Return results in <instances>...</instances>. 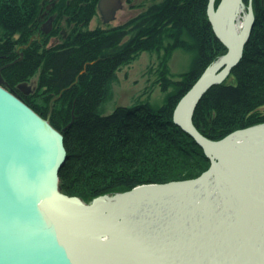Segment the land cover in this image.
Returning a JSON list of instances; mask_svg holds the SVG:
<instances>
[{
  "label": "trees",
  "instance_id": "16d2710c",
  "mask_svg": "<svg viewBox=\"0 0 264 264\" xmlns=\"http://www.w3.org/2000/svg\"><path fill=\"white\" fill-rule=\"evenodd\" d=\"M97 1L84 0V7L72 10L82 29L95 15ZM208 1L162 0L111 34L75 31L55 49H45L36 41L17 51L33 35L29 27L39 0H0V76L6 86L17 92L18 84L40 70L37 90L44 91L45 103L61 93L48 118L63 136L67 153L58 172L61 193L90 202L143 184L194 179L209 168L203 150L173 123L180 99L205 68L226 52L208 21ZM249 2L243 0L245 6ZM251 3L254 23L229 76L232 83L212 87L193 113L195 128L214 141L264 123L260 112L264 109V5L261 0ZM175 49L191 53L193 60L177 81H168L162 72L158 82L166 94L162 106L145 103L100 114L107 84L117 68L143 51L163 50L168 55ZM21 99L47 119L45 104Z\"/></svg>",
  "mask_w": 264,
  "mask_h": 264
},
{
  "label": "water",
  "instance_id": "95a60500",
  "mask_svg": "<svg viewBox=\"0 0 264 264\" xmlns=\"http://www.w3.org/2000/svg\"><path fill=\"white\" fill-rule=\"evenodd\" d=\"M106 1L100 0L98 8L102 14L110 16L105 19L109 21L113 19V14L120 4L117 0H108L113 8H107L109 14L106 15ZM214 1L209 0L207 15L215 37L226 49L228 62L211 77L204 78L203 73L180 99L173 112L174 124L195 141L210 162L209 169L195 180L138 186L128 192L105 196V200L97 198L87 205L76 199L66 198L60 192L59 198L53 199L48 195L49 189L53 185L55 189L58 188V172L67 155L63 136L48 124L52 108L49 109L47 119L43 120L0 88V264H76L69 252L71 246H77L81 253L86 252L92 245L104 247L114 240H118L116 247L122 255L133 259L137 256L135 253L141 250L138 248L139 244H151L154 239L153 226H141L150 219V203L157 202V206H160V203L168 205V201H165L168 195L196 185L212 173L225 181L235 195L237 205L244 206L247 202L244 198L252 197L248 191L241 189L238 180L230 179L228 173L217 163V160L223 159L216 153L223 140L212 141L204 137L193 124V113L201 98L209 89L226 81L243 53L242 48H236L228 40L221 24L217 11L223 7L225 0H220L217 13L213 16L210 9ZM238 1L240 0H234L227 6L230 8ZM249 14L251 19L245 43L254 21L251 9ZM254 127L234 133L248 132ZM45 197L50 199L45 200ZM68 200L77 201L81 205L69 216L63 213L69 207ZM51 212H58L59 216L47 222L46 217ZM75 224H79L77 232L73 230ZM162 227L166 233L161 234L168 235L170 243L178 233L184 231V226ZM240 227L234 253L235 264H245L248 258L245 244L243 245L244 235L258 229L255 226ZM159 230H156L157 234ZM197 231H202L201 235H216L218 227L200 226ZM104 237L105 243L99 245V240ZM186 240L187 237H184V243ZM207 241L213 240L209 238ZM204 242L196 247L207 246L208 242ZM145 252L147 251H142L143 254Z\"/></svg>",
  "mask_w": 264,
  "mask_h": 264
},
{
  "label": "bare ground",
  "instance_id": "6f19581e",
  "mask_svg": "<svg viewBox=\"0 0 264 264\" xmlns=\"http://www.w3.org/2000/svg\"><path fill=\"white\" fill-rule=\"evenodd\" d=\"M107 1L104 4V8H106V15L109 14L108 9L113 8L112 4ZM117 1L119 4L121 3L119 0ZM233 1L234 0H225V4H223V7H221L219 10V4L215 5L213 3V6L210 10L213 16L217 12L220 15L221 24L224 27L225 34L233 46L238 49H244L246 44L244 41L248 33L251 15L249 12H245L246 10L242 0L233 4L232 7L229 8L227 5L233 3ZM161 2L162 0L160 3ZM99 14L102 16L104 23H109L113 20L111 19L109 21H105V19L109 18L110 16H105L101 11H99ZM31 37L32 35L28 39L27 44L19 47L17 51L21 49L23 50L32 42L37 41L32 40ZM44 48L48 49L46 46H44ZM227 62L228 58L226 53L218 57L205 68L203 71L204 78L215 75L222 67L227 64ZM43 124L47 126L45 123ZM257 125L254 128H251L248 132H237L229 135L223 139V141H221V145L216 150L217 155L223 158V162L222 160H217L220 168L228 173L229 177H231L230 179L238 180V182L241 183V189L244 190V192L248 191L251 194L252 197L244 198V201H247L245 202L244 206L236 204L235 195L233 192L229 189L225 181H223L218 175L214 173L206 176L202 181L196 183V185L177 190L173 194L168 195V197L165 198V201H168V204L170 205L174 202L177 207V212L173 214L171 213L168 215V209L170 205L160 203V206H157V202L150 203L151 206L149 204L150 220H147L145 225L142 224L141 226H148L149 223L154 221L151 219V217L157 221L158 225L162 223V226H187L185 223L191 222L195 224L197 221L201 222V226H217L218 231L216 235L210 234L207 237L201 236L200 239L205 238V242L202 240L204 243H207L209 238L210 240H213L208 242L207 246H203L204 248H196L194 246L195 248H193L192 245L188 246L186 242L184 243V238H182V241H180V238H177L178 236H176L173 242L170 243L168 242V235L165 236L156 233V230L160 229L162 226H153V229H155V234L151 244L143 242L138 246V248H141L142 251H147L145 252L146 255H148L147 258H141L140 260L136 261L134 259H121L120 257L118 259L119 261L115 259L112 261H106L105 258L100 259L95 255V247H88L89 249H86V252L84 251L79 253L77 246H71L69 252H71L75 263L235 264L234 253L237 246L241 228L240 226H255L258 227V229H254L253 231L244 235L243 245L245 244V250L247 251L246 256H248V258H246L245 264H264V126L261 124ZM197 178L191 180H195ZM58 193L59 187L55 189L53 185L49 189L48 195L54 199L55 197L59 198ZM104 197L105 196H99L98 198H102L103 200L107 199ZM49 199V197H45V200ZM252 200L253 202H251ZM68 203L69 207L63 211L64 215L68 216L69 214L73 215L75 213L74 210L81 206L77 203V201L68 200ZM48 215L46 217L47 222H50L55 217L59 216L58 212H51ZM61 224L63 223H60V225ZM201 232L202 231H197L196 234L200 235ZM105 238L106 237L99 240V245L101 243H105ZM144 247L146 248L144 249ZM207 252H210L212 255H209ZM157 253L160 254L157 255ZM185 255L187 259L182 257H185Z\"/></svg>",
  "mask_w": 264,
  "mask_h": 264
},
{
  "label": "rangeland",
  "instance_id": "374dc122",
  "mask_svg": "<svg viewBox=\"0 0 264 264\" xmlns=\"http://www.w3.org/2000/svg\"><path fill=\"white\" fill-rule=\"evenodd\" d=\"M83 1L84 0H39V7L36 13L34 14L35 19L33 20V24L32 25L30 24V27H29L30 32L33 33L31 39L37 40V42L41 44L42 47L46 46L48 49H55L57 46L62 44L66 40V38L72 34V32H75V31H80L83 33L87 30L88 31L97 30L99 35L111 34L114 30L125 25L131 19L137 18L139 15L145 12L150 6L160 3L161 0H119L121 2L120 7L115 11V13L113 14V20L109 23L103 22L102 16L99 14V10L97 7L95 8V15L88 21L87 23L88 25H86V28L82 29L81 25H78L77 22L75 21L74 19L75 17L73 16L75 15V12L72 13V10H74L75 8V11H76L77 7L78 8L82 6L84 7L85 5ZM215 1H214V4H215ZM217 1H218L217 3L218 5L220 3V0H217ZM261 4L264 5V0H261ZM250 9L252 11L253 19H254V13H253V7H252L251 0L249 4L245 6V10H246L245 12L246 13L249 12ZM207 10H208V5H207ZM41 17H42V21L40 20ZM50 17H53L54 19L52 28H50L51 32L47 35H44V33H47L48 31L47 30L46 32L42 31V25L43 23L46 24ZM164 56L166 57V61L163 60ZM192 60H193V55L191 53H188V52H185L179 49L170 51L168 55L164 53L163 50L153 51V52L143 51L138 54H135L131 59H129L128 61L123 63L119 68H117L112 78L109 80L107 84V89L105 92L106 93L105 97L99 109L100 114L103 116H106V115L111 114L116 107L133 108L136 105L145 104V103H149L153 108H158L162 106L166 99V94L161 91L159 84H158V82H161L160 80L162 78V74H163L162 72L165 73V77L167 78L168 81L170 82L177 81L181 74L187 72L190 69ZM161 65H163L165 69L160 67ZM39 73H40V70H38L35 73V75L29 79V81L18 84L16 86L17 92H11L6 86L5 81L0 76V88L6 91L7 93L11 94L12 96H14L24 105L26 104L22 101L21 96L23 98L25 97L29 98L30 101L32 100L33 102H36V104L37 103L45 104V106L48 107V113H49L50 107L52 108V111H53V104L61 97L60 96L61 93L59 94L58 97L54 96L47 103H45L46 98L44 97V95H42L44 91L41 90L39 92L37 90V81H38ZM225 82H228V83L232 82V79L228 77ZM171 90L172 88L170 87L167 91L170 92ZM26 106L30 110H32L30 106L28 105ZM260 112L264 113V109H261ZM43 120H46V119H43ZM72 120H73V117H72ZM261 124H264V123H261ZM256 125H253V126H256ZM247 128H250V127H247ZM217 141H220V140H217ZM172 182H180V181H172ZM168 183H171V182H168ZM164 184H167V183H164ZM144 185H151V184H143L140 186H144ZM125 192H128V191H125ZM120 193H123V192H120ZM60 194L69 199H76L77 201L85 205L90 204L94 199L98 198L96 197V198H93V200H91L90 202H86L80 196H76V195L68 196L61 192ZM114 195H116V193L113 195H104V196L110 197ZM67 204L68 203H66V206ZM63 205L65 204H62V206ZM175 212H177V207L173 202L169 206L168 215H170L171 213L173 214ZM151 219L154 221L149 223L148 226H162V223L158 225L157 221H155L154 218L151 217ZM185 224L187 226L186 227L184 226L183 232H180L177 234L178 235L177 238L178 239L180 238V241H182V238L187 237L186 244L188 246L192 245L193 248H195L199 242L203 243L205 238L203 239H200V238L201 236L207 237V235L195 234L197 229L200 230L201 222L197 221L195 222V224L191 222H187ZM75 225L76 226H74L73 230H76L74 232H77L78 231L77 226H79V224H75ZM165 231H166L165 228L161 227L159 230V234ZM117 243H118V240H114L112 243H109L108 245L104 247L94 246V245H92L91 247L93 248L95 247V250H94L96 253L95 255L98 258L100 259L105 258L106 261L108 260L111 261L113 259L118 260L120 257L121 259L122 258L130 259V260L134 259L137 261V260H140L141 258L143 259L147 258L148 256L146 255V253L143 254L142 250L137 251L135 253L137 256L133 259L130 257L124 256L122 255L123 253L117 249L116 247ZM210 252H207V253H209V255H212L211 254L212 252L211 253ZM158 254L160 253H157V255ZM182 257L187 259L186 255L185 257L184 256Z\"/></svg>",
  "mask_w": 264,
  "mask_h": 264
},
{
  "label": "flooded vegetation",
  "instance_id": "af4514ba",
  "mask_svg": "<svg viewBox=\"0 0 264 264\" xmlns=\"http://www.w3.org/2000/svg\"><path fill=\"white\" fill-rule=\"evenodd\" d=\"M98 1L96 3V8L98 7ZM40 20L42 21V17L40 18ZM53 20H54L53 17H50L46 24L43 23L42 31H44V32H46V30L48 31L47 33H44V35H47V34H49L51 32L50 28H52ZM50 23H51V25H50Z\"/></svg>",
  "mask_w": 264,
  "mask_h": 264
}]
</instances>
